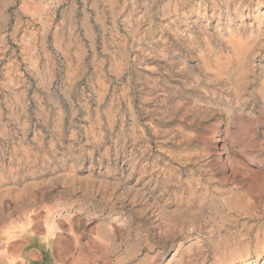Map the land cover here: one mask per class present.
Segmentation results:
<instances>
[{"label":"rangeland","instance_id":"374dc122","mask_svg":"<svg viewBox=\"0 0 264 264\" xmlns=\"http://www.w3.org/2000/svg\"><path fill=\"white\" fill-rule=\"evenodd\" d=\"M262 6L0 0V264H264Z\"/></svg>","mask_w":264,"mask_h":264},{"label":"crops","instance_id":"0c3cea01","mask_svg":"<svg viewBox=\"0 0 264 264\" xmlns=\"http://www.w3.org/2000/svg\"><path fill=\"white\" fill-rule=\"evenodd\" d=\"M73 257L74 258L70 262L68 261V262L60 263V261L56 259H52V260L47 259L49 258V256L47 255V258L45 259L46 261L41 264H100L95 257L90 258L89 255L86 253H79V255L76 258L75 255ZM19 261L20 262L18 264H29L26 261L23 262L21 259H19Z\"/></svg>","mask_w":264,"mask_h":264},{"label":"bare ground","instance_id":"6f19581e","mask_svg":"<svg viewBox=\"0 0 264 264\" xmlns=\"http://www.w3.org/2000/svg\"><path fill=\"white\" fill-rule=\"evenodd\" d=\"M258 8V7H257ZM259 9V8H258ZM254 19H255V21H256V23H257V30H262V29H264V6H262L261 8H260V10L259 11H256V13H255V15H254ZM231 38H233V37H231ZM238 39V38H237ZM229 43L235 48V50L237 49L236 47H237V45H236V42L235 41H233V40H231V39H229ZM240 41V40H239ZM239 46H240V44H239ZM245 48V47H244ZM244 50V49H243ZM237 51V50H236ZM234 52V51H233ZM234 53H236V52H234ZM238 54V57H240L242 60L245 58V52H243V51H238L237 52ZM234 55H236V54H234ZM238 60H239V58H238ZM250 258V257H249ZM248 258V259H249Z\"/></svg>","mask_w":264,"mask_h":264}]
</instances>
